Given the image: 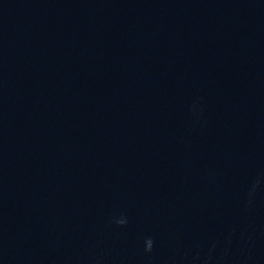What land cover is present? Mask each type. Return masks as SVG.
Returning <instances> with one entry per match:
<instances>
[{"label": "water", "instance_id": "water-1", "mask_svg": "<svg viewBox=\"0 0 264 264\" xmlns=\"http://www.w3.org/2000/svg\"><path fill=\"white\" fill-rule=\"evenodd\" d=\"M264 80V0H0V264L123 159Z\"/></svg>", "mask_w": 264, "mask_h": 264}, {"label": "clouds", "instance_id": "clouds-1", "mask_svg": "<svg viewBox=\"0 0 264 264\" xmlns=\"http://www.w3.org/2000/svg\"><path fill=\"white\" fill-rule=\"evenodd\" d=\"M118 223L124 224L125 221L124 220H120V221H118ZM151 248H152V242H151V240H149V244H148L147 250H151Z\"/></svg>", "mask_w": 264, "mask_h": 264}]
</instances>
